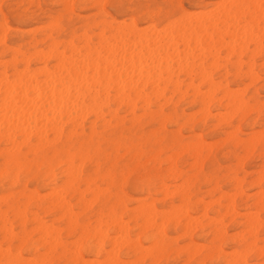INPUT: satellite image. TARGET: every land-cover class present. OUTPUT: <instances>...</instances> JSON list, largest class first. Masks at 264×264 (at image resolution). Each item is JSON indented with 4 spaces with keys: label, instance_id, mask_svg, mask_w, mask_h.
<instances>
[{
    "label": "snow or ice",
    "instance_id": "6c2138e0",
    "mask_svg": "<svg viewBox=\"0 0 264 264\" xmlns=\"http://www.w3.org/2000/svg\"><path fill=\"white\" fill-rule=\"evenodd\" d=\"M127 7L113 18L102 3L0 0L6 77L0 104V264H264V179L251 201L256 206L245 213L242 235L210 245L196 258L190 233H177L171 242L166 204L144 243L118 201L122 180L145 172L180 191L188 204L182 224L211 219L213 202L224 204L235 195L252 146L237 123L241 116L259 112L264 149V0ZM77 23L82 27L73 32ZM32 36L43 43L17 44ZM41 52L53 54L48 70L57 77V91L76 92L91 117V133L86 130L81 142L62 151L36 150L44 143V131L37 132L42 113L51 107L50 100L44 102V77L32 74L42 66L36 58ZM60 53L63 71L57 72ZM224 103L229 111L221 121L216 114ZM52 139L49 133V144ZM205 184L211 194L201 197L197 188ZM175 250L183 259L171 258ZM146 253L150 258H142Z\"/></svg>",
    "mask_w": 264,
    "mask_h": 264
},
{
    "label": "bare ground",
    "instance_id": "6f19581e",
    "mask_svg": "<svg viewBox=\"0 0 264 264\" xmlns=\"http://www.w3.org/2000/svg\"><path fill=\"white\" fill-rule=\"evenodd\" d=\"M64 1H67L68 3H70L72 0L71 1L69 0L70 2L68 0H64ZM89 1H92L93 4L94 3H102L104 5L109 4L114 9L117 8V3H111V2H113V0H89ZM259 2H260V0H251L250 3H257L258 4ZM58 45H59V43H57V46ZM55 55H59L60 56V60H61V62L58 63L55 66L56 70H57V72L63 71V64H62L63 54L60 53V54H55ZM128 55H129V58H131L132 53L129 52ZM37 56L39 57V60L42 61L43 66H41L40 68H38L36 70H32V74L35 75V76L44 77V79L41 81V87L44 89V91L46 93L45 97H44V102L47 103L49 100L51 101V107L49 109L45 110L42 113V116H41V129H37V132H39L41 130L44 131V143L45 144L47 143L46 144L47 146L50 145V144H48L49 142L47 140L48 134L53 132V134L55 136L54 143L56 141V138L58 140H60L62 135L65 132L64 128H65L66 123H69V125H71L70 128H72L70 130V133L67 136L68 139L71 138L74 135H77L79 130H81V135H84V133H85V131H84L85 124L83 123V121H84L83 119H85L86 116L90 115V113L89 112L86 113L87 109H85L82 99H79L77 94H76V92H74V91L71 94H69V91L66 88L62 89V91H57L56 84H55V81H56L57 77L54 76V75H49V70H48V64L51 63V61L53 59V54L38 53ZM25 70H27V67H25ZM5 78L6 77H5V72H4V65H3V62L0 61V102H2ZM49 81L52 82L51 88H49ZM37 96H39V93H37ZM256 96H257V99H258V97H259V92L258 91H256ZM194 101H195V97H193V105H194ZM82 108H83V111L86 110L85 113L87 115H85V118H84L83 114L81 115ZM49 111L52 113L50 119L48 118V112ZM228 111H229V105L227 103H224L222 105V112L216 114V115H218V119L223 121L226 118V114L228 113ZM79 114H80L81 117L79 116ZM193 115H195V114H193ZM79 117H80V119H79ZM82 117H83V119H82ZM204 118H207V117H204ZM191 119H192V117H191ZM260 120H261V118H260L259 112H256L254 115H252V114L243 115L237 121V123L239 125H241V123L244 124V123L249 122V121L251 122V124L248 127V130L250 131V134L248 136L251 138L252 146H251V149L247 152V157L249 155L253 154L254 152H256L259 148L261 149V147H260V133H258L256 131L257 128L260 127ZM90 128H91V126H90ZM29 132H31V129L29 130ZM30 138H31V136H29V139ZM42 147H46V146H42ZM66 147H71V145L68 144ZM64 148H62L60 150L62 151ZM0 151L2 152V149ZM197 155L199 156V154H197ZM262 155H264V149L260 150V158L262 160V164L257 167L258 171L254 172L252 174L244 173V177H245L244 179H242V180L239 179V180L235 181V183L237 185V187L233 189V192L235 193V195H232L228 199V202L226 203V208H227L226 210L228 211L227 214H231L232 215V220H231V218H230V220L234 224H236V219L235 218H237L239 216L243 217L238 212V209L240 207H243L244 209L248 208V203H245L243 200L240 201L241 203L243 201L242 204H240V205L238 204V198L243 199V197L246 196V191L244 190V184H245V182H246V180L248 178L251 179V181L249 183V186L251 188H253L254 190H257L255 196L257 198L259 197L261 181H262V179H264V158H262ZM200 161H201V158H200ZM201 167H202V165H201ZM243 167H244V165L242 166V169L244 171ZM132 181H133V179H132ZM216 190H218V188ZM216 190H214V191H216ZM162 193H163L165 199L166 198H170V199L179 198L180 202H181V206L180 207L177 206L178 208L174 207L172 204L170 205V209H169L168 213L166 214L167 215V224L168 225H172L176 232H179L180 230H183L184 232H190L191 234H193V232L195 230H197V229H201V230L203 229L204 224H203L202 220L207 219L205 217L194 219L189 224H182L181 223V220L184 217H186L187 214H188V204L186 203L185 199L183 198V196L181 195V193H180V191L178 189L175 188L174 191H171L169 186L163 184L162 185ZM253 194H255V193H253ZM247 196H251V195H247ZM256 197H254V198H256ZM118 201H119V204L121 206L122 205L121 198H118ZM196 203H199V201H196ZM256 203H258V200L256 201ZM213 205H214V207L218 208V211L216 212V215H217V218H219V220L212 218L206 223L208 225H213L214 223H218L219 225H216V231L212 230L213 232H217V236H214V238L216 237L215 239H218V237H220L222 235V239H223V238L226 237L225 234H227L225 232V230L223 229V227L227 226V224L226 225L224 224V219L225 218L224 217L222 218V213H221L222 209L223 208L225 209V206L223 207V204H221V202L219 200L214 201ZM254 206H256V205L254 204ZM136 208H137V206H136ZM138 211H139V215L140 216H141V214L144 216L143 220L145 221L143 223V221L141 220V223H143V224L140 225V226H143L142 228H143L144 231H142L140 233V235H138V237H140V236H142L143 233H145V231H147L148 229H152V227L155 225L156 218L158 216L162 215V213H159L158 210H156V207H154L152 205V203H151V205L150 204L149 205L145 204V206H140V209ZM3 215H4L3 211L0 210V221H2V222H3ZM223 215L225 216L226 213H223ZM227 216L230 217V215H227ZM145 218H146V220H145ZM230 222L228 221L229 224H230ZM219 226L221 228L218 229ZM242 226H245V224L243 223ZM158 231H157V234L159 235L160 233ZM191 234H190V238L192 236ZM174 239H175V237H174ZM174 239H172V240H174ZM153 241H154V237H153ZM197 245H199V244H197ZM194 247H195V245H194ZM196 248H197V249H195L196 251L199 250L198 247H196ZM201 248H203V246H201ZM206 249L207 248H205V250ZM201 250L197 251V252L200 253ZM130 253L131 252L127 253L126 255L130 256L131 255ZM198 253H197V255H199ZM220 253H221V251H220ZM194 254L196 255V253H193V255ZM216 255H217V253H216ZM221 255H222V253H221ZM224 255H226V254H224ZM194 257L195 256H193V258ZM143 258H150V253H146V255ZM0 259H4V253H3L2 250H0Z\"/></svg>",
    "mask_w": 264,
    "mask_h": 264
},
{
    "label": "rangeland",
    "instance_id": "374dc122",
    "mask_svg": "<svg viewBox=\"0 0 264 264\" xmlns=\"http://www.w3.org/2000/svg\"><path fill=\"white\" fill-rule=\"evenodd\" d=\"M12 2L13 3H18V4H33V3H37L38 4V3L43 2V3L48 4V5H54V4L66 3L67 1H64V0H12ZM170 2H171V0H113V2H111V3H117V8L118 9L117 8L114 9L111 5L106 4V6H107L106 11H107V15L108 16H111L113 18H117V17H122L126 12H128L130 10L127 7L128 5L139 4V3L167 4V3H170ZM184 2L188 3L189 5H193V4L197 3V2H203V0H184ZM217 2H219V3H250L251 0H217ZM70 3H73V4H79V3L93 4V2L89 1V0H78V1L77 0L73 1L72 0ZM82 11L87 12L88 10L85 9V10H82ZM83 19L86 20L87 17L85 16V17H83ZM81 27H82V25L77 23L75 25V27L72 28V31L75 32L78 28H81ZM20 43H23L25 46H28V47H34L36 44L43 43V41L42 40L38 41V40H36L35 36H32V37H30L28 39H24L23 37L19 38L17 40V44L19 45ZM57 43L61 44V43H64V42L60 41V42H57ZM41 53H43V52H41ZM36 58L39 59L38 56ZM42 66H43V64H42ZM32 70H36V69H32ZM256 91L259 92L258 89ZM1 103L2 102H0V104ZM192 106H194V105H192ZM189 107H191V106H189ZM85 109H87V108L85 107ZM82 111H83V108H82ZM82 111H81V115L83 114V116L85 118V115H87L86 113H88L89 111H88V109H87V112H86V110H84L83 112ZM183 111H184V109H181V113ZM79 116H80V114H79ZM80 117H79V119H80ZM90 118H91L90 115L86 116L85 119H83V117H82V119L84 120V121L83 120L82 121L85 124L84 131L87 130L88 133H91V130H92L90 128L91 125L88 124V121H89ZM202 118H204V117H202ZM192 119L193 120L196 119V114L192 116ZM250 124H251L250 121L246 122L244 124L241 123V126H242V128L244 130H246L247 135L250 134V131L248 130V127H249ZM70 127H71V125H69V123H66L65 128H64L65 129L64 134L62 135L60 140H58L56 138L55 143H54L55 136H54L53 132H51V135H52V138H53L51 144L49 146L46 145L47 143L46 144L44 143L42 145L39 144L37 146L36 150H41L43 148H48V147H50V148H57L58 147L59 149H62L64 147H66L68 144H70L71 147H72L73 145L78 144L79 142H81V139L84 136V135H81V130L78 131L79 135L78 134L74 135V136H72L71 138L68 139L67 136L70 133V130L72 129ZM256 131L258 133H260V127H258ZM89 138H90V136H89ZM0 139H2V138H0ZM42 146H46V147H42ZM1 149H2V152L0 151V155H2V153H3V147L2 146H0V150ZM260 150L261 149L259 148L256 152H254L253 154H251V155H249L247 157V164H245L244 167H243L244 171H242V176L240 178L241 180L245 178L244 177V173L252 174V173L258 171L257 167L262 164V160L260 158ZM221 158H222V154H221ZM205 160H206V157H204L203 159L201 158V161H200V166L202 165L201 168L204 167ZM188 166L190 167L191 165H188ZM0 167H2V166H0ZM132 179H133V181H132ZM0 180H1L0 181V210H2L3 209V205H4L5 185L3 183L2 177H0ZM122 181L123 182L120 184L121 186L119 188V196H118V198H121V200H122L121 215L129 217L130 221L128 220V222L133 227V229L140 228V232L138 233V235H140V233L142 231H144L143 228H142L143 226H140V225H142L145 222L143 220L144 216L142 214H141V216L139 215V211L138 210L140 209V206H145V204L146 205L147 204L151 205V203H152V205L154 207H156V210H158L159 213H160L159 210L161 208H163L165 204L167 205L168 209H170V205L171 204L174 207H177V206L180 207L181 206V202H180L179 198H174L175 200L174 199H170V198H166L165 199V197H164V195L162 193V185L164 184L163 181L157 182L156 180H154V178H153V176L151 175L150 172H145V173H143V175L135 177V178H131V177L125 178ZM138 181H139V183H138ZM250 181H251V179L248 178L246 180L245 184H244V190L246 191V196L243 197V199L238 198V204L239 205L242 204L243 201L245 203H248V208L244 209L243 207H240L238 209V212L243 217L245 216V213L248 211V209L250 207H254V204L251 203V201H252V199L254 197H256L255 195H256V191L257 190H254L253 188H251L249 186ZM218 187H219V185H217V188ZM170 189H171V191H174L175 187L172 186V187H170ZM216 189H213L211 191H214ZM253 193H255V194H253ZM197 194L199 196H201V197H208V196H210L211 192L208 189L207 185L205 184L203 186V188L202 187H198L197 188ZM9 195H11V193H9ZM247 195H251V196H247ZM241 200H243L242 203L240 202ZM136 206H137V208H136ZM224 206H225V209L223 208L221 213H222V218L223 217L225 218L224 219V224L225 225L227 224V226L223 225L224 226L223 229L227 233V236L222 239V235L221 236L219 235L220 237H218V239H215L216 237L214 238V236H217V232H213V231H216V225H219V224L218 223H214L213 225H208L206 222H208L210 219H204V220H202V222L204 224V227H203L202 230L201 229H197V230H195L193 232V234L188 232V233H190L192 235L191 238L189 236L190 242H194V245H195L194 248L197 249L196 247H198V249H199L197 251H200L202 249L201 252H205V248H208L210 245H214L216 243H222L223 240L226 239V238L235 239L239 235H242V233H243V231L245 229V226H242V224L244 223V220H246V216L244 218L240 217V216L235 218L236 219V224H234L231 221L232 220V215L231 214H227L228 211L226 210L227 209L226 208V203L223 204V207ZM217 211H218V208H216V211L213 213V217L212 218L219 220V218H217V215H216ZM223 213H226V215L224 216ZM227 215H230V217L227 216ZM230 218H231V220H230ZM141 220L143 221V223H141ZM145 220H146V218H145ZM228 221L229 222L231 221L230 224L228 223ZM1 222L2 221H0V228L2 227V223ZM169 226L170 227L168 228V230L171 233V238L173 237L172 239H174V237H175L174 240L171 239V242L175 243L176 242V238H177V233H180L182 235L184 231L180 230L179 232H176L172 225H169ZM219 228H221V227L219 226L218 229ZM1 230H2V228L0 229V231ZM150 231H151V229H148L147 231H145V233H143L142 236L137 237V240L139 242L147 243V237H148ZM156 236H158L157 233L153 235L154 242H155ZM0 243H2V241ZM197 244H199V245H197ZM200 245L203 246V248H201ZM197 251L196 250L194 251V253H196V255L195 254L193 255V256H195L194 258H196V256H198L197 255V253H198ZM220 251L221 250L219 248H217V250H216L217 258H220V255H221ZM127 253H129V252H126L125 254H127ZM130 254H131L130 256L126 255L127 258L129 260L134 259L135 258V252H131ZM171 258L175 259V260L183 259V257L180 256L179 250H175ZM144 259H148V258H144Z\"/></svg>",
    "mask_w": 264,
    "mask_h": 264
}]
</instances>
